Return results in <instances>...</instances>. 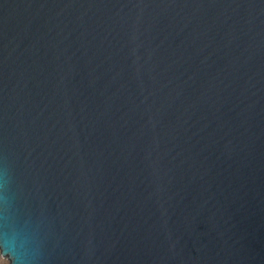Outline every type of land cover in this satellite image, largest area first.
I'll return each mask as SVG.
<instances>
[{"label": "water", "instance_id": "1", "mask_svg": "<svg viewBox=\"0 0 264 264\" xmlns=\"http://www.w3.org/2000/svg\"><path fill=\"white\" fill-rule=\"evenodd\" d=\"M5 245L264 264V0H0Z\"/></svg>", "mask_w": 264, "mask_h": 264}, {"label": "clouds", "instance_id": "2", "mask_svg": "<svg viewBox=\"0 0 264 264\" xmlns=\"http://www.w3.org/2000/svg\"><path fill=\"white\" fill-rule=\"evenodd\" d=\"M0 264H24V260L14 246L5 245L0 251Z\"/></svg>", "mask_w": 264, "mask_h": 264}]
</instances>
